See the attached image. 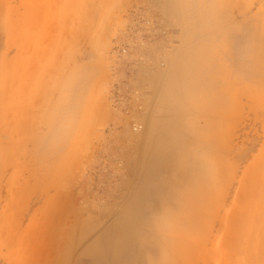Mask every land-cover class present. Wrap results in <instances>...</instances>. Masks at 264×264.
Wrapping results in <instances>:
<instances>
[{"label": "rangeland", "instance_id": "374dc122", "mask_svg": "<svg viewBox=\"0 0 264 264\" xmlns=\"http://www.w3.org/2000/svg\"><path fill=\"white\" fill-rule=\"evenodd\" d=\"M0 264H264V0H0Z\"/></svg>", "mask_w": 264, "mask_h": 264}, {"label": "built area", "instance_id": "2783aa9c", "mask_svg": "<svg viewBox=\"0 0 264 264\" xmlns=\"http://www.w3.org/2000/svg\"><path fill=\"white\" fill-rule=\"evenodd\" d=\"M120 54L126 56L128 54V50L127 49H122ZM144 58H145L144 56L141 57L140 61L143 62ZM116 86L117 87L114 88V94L111 97V101H112V104L115 107H118L121 104V101L119 100V97H118V95H119L118 94V86H119V84H117ZM131 93H132L133 97H135V100L133 99L131 101V103L129 104V106L133 107L134 109H141V100L139 98L140 95H141V92L132 90ZM134 130L136 131L137 127H135Z\"/></svg>", "mask_w": 264, "mask_h": 264}]
</instances>
